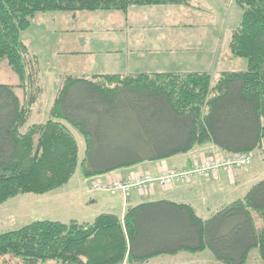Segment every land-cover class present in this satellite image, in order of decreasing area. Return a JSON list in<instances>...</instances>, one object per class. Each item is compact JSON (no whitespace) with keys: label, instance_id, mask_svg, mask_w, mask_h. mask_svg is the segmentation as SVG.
I'll use <instances>...</instances> for the list:
<instances>
[{"label":"trees","instance_id":"obj_1","mask_svg":"<svg viewBox=\"0 0 264 264\" xmlns=\"http://www.w3.org/2000/svg\"><path fill=\"white\" fill-rule=\"evenodd\" d=\"M195 0H0V61L18 86L0 84V205L20 195L64 189L80 165L85 178L187 154L213 145L225 156L262 149L264 141V0H236L233 58L246 71L136 75H69L46 123L24 130L42 94L36 57L22 33L41 13L122 12L134 7L192 6ZM24 93V99L18 91ZM138 119L136 134L119 129L122 113ZM71 128L87 143L82 161ZM210 250L224 264L264 260V179L247 195L200 218L189 204L145 203L123 218L93 223L38 221L0 234V264H145Z\"/></svg>","mask_w":264,"mask_h":264},{"label":"rangeland","instance_id":"obj_2","mask_svg":"<svg viewBox=\"0 0 264 264\" xmlns=\"http://www.w3.org/2000/svg\"><path fill=\"white\" fill-rule=\"evenodd\" d=\"M144 10H147L151 15L139 20L145 19L158 26L133 30L120 28L122 12L38 14L32 20L31 28L22 33V39L29 47L31 57H36L37 87L42 89V94L33 107L24 130L31 125L46 123L51 119V112L65 77L83 75L82 73L87 72L85 69L95 65L94 71L102 69L103 62L107 59V57L97 54L92 57H79L77 60H70L64 56H56L55 54L59 51L64 53L66 51H82L81 48L87 45L90 51H95V53L122 50L123 54H127L129 48L137 49L135 40H139L144 42L143 46H138L139 49H148L146 51L153 54L157 52V49H161L166 54L164 55L166 58L169 57L165 52L168 49L190 52L183 53L186 58L182 62L183 68L168 66L166 70L169 71L208 72L215 82L223 72L247 70V60L233 58L229 48L232 32L237 29L242 17V10L236 0H195L192 6H159L148 7ZM108 14H114L112 15L114 17H108ZM70 27H73L74 30L65 31V29H71ZM107 29L110 31L108 32ZM120 29L123 30L120 31ZM196 56H205L206 59L195 61L190 58ZM88 72L91 73L92 70ZM0 84L11 86L20 84L18 76L6 61H0ZM18 95L21 100L24 99L22 91L19 90ZM116 119L120 125L119 129L122 128V130L133 134L138 133L139 117L136 115L123 112ZM71 130L78 141L80 157L83 161L87 151L86 139L74 128ZM251 155L253 157L251 167L255 169V173L264 176V141L262 149L255 150ZM174 162L182 164L183 157L181 155L176 157ZM146 163L149 164L150 161ZM83 178L80 165L72 184H77ZM95 183H97L96 180L92 183L93 191H96L93 188ZM133 193L137 194V190H134ZM52 196V194L20 195L0 205V234L19 230L38 221L69 223L78 219L81 223H93L99 215L108 211L102 208L101 201L104 199L116 200L117 198L116 194L97 191L93 196L99 198L100 203L89 205L87 204L88 200L87 203L84 202L83 207L78 204V197L61 195L56 198ZM116 205L122 207L123 200ZM168 258L158 257L145 264H169L168 260L172 259ZM194 260L198 264H224L217 261L210 250H206ZM247 264H264L258 250L251 253Z\"/></svg>","mask_w":264,"mask_h":264},{"label":"crops","instance_id":"obj_3","mask_svg":"<svg viewBox=\"0 0 264 264\" xmlns=\"http://www.w3.org/2000/svg\"><path fill=\"white\" fill-rule=\"evenodd\" d=\"M148 7L141 8H132L128 13H123L122 22L120 23V28H129L131 30L136 28L153 27L158 26L153 22L148 20H139L145 18V16H150L147 12ZM152 11V10H150ZM152 13V12H150ZM114 14H108V17ZM120 18V16H117ZM125 17V18H124ZM151 18V17H149ZM148 22V23H145ZM65 31H73V27ZM123 29H120V31ZM109 32L110 30L107 29ZM114 31V30H113ZM75 43V42H73ZM86 44V42H85ZM144 42L135 40V48H129L127 54H123L122 50H107V51H90L87 45H84L82 51H63L57 52L55 55L60 57H65L66 59H79V57H92L94 55H103L107 59L103 62V68L97 71H94L96 65L85 69L83 75H74V76H85L92 77L94 75H136V74H156V73H195V71H181L174 72L166 70L168 66H184L183 59L185 54L190 53L184 52L181 50L168 49L165 52L169 55L168 58L164 57L166 55L163 50L157 49V52L153 54L143 49H139L138 46H143ZM88 48H87V47ZM29 48V47H28ZM151 51V50H150ZM54 55V56H55ZM104 58V59H105ZM195 61H202L206 59L205 56H196L190 57ZM189 59V60H192ZM171 61V62H170ZM186 62V61H185ZM92 70V72H88ZM199 72V71H196ZM208 73V72H207ZM89 74V75H88ZM180 155L174 156L161 161L150 162L149 164L144 162L133 167L123 168L116 171H113L109 174L102 175L94 178H83L78 181L77 184H72L73 180L66 186L64 189L50 193L52 197L62 196H72L78 197L77 200L80 206L84 207V202H88L89 205H98L100 202L99 198L93 196L97 191H93L92 183L96 181H102L103 183L112 180L118 182H129L136 176L143 174H150L153 177H159L164 171H186L190 170L195 166V164L200 163L206 159L213 158L215 156H225V153L218 150L213 145H208L201 148H196L193 151L182 154L183 163L178 164L174 162L175 158ZM255 169L250 167L247 170H234L226 171L221 170L217 173H209L207 176L192 178L190 181L186 182H174L171 186L166 189L156 187L154 190L148 193H141L137 191V194H134L133 191L128 195H117L116 200L113 199H104L101 201L102 208L107 209L106 213L102 214H113L123 218L128 208L136 207L145 203H154L160 201H171L174 203L189 204L191 205L197 215L204 219L208 220L214 214L222 210L224 207L243 199L249 190L256 185L258 182L264 179V176L258 175L255 173ZM74 179V178H73ZM139 193V194H138ZM123 200L122 207L116 205L119 201ZM75 202V201H74ZM101 214V215H102ZM100 216V215H99ZM78 222V219H75ZM205 252L190 254V253H180L176 256H164L169 257V264H198L195 262V257L202 255Z\"/></svg>","mask_w":264,"mask_h":264},{"label":"built area","instance_id":"obj_4","mask_svg":"<svg viewBox=\"0 0 264 264\" xmlns=\"http://www.w3.org/2000/svg\"><path fill=\"white\" fill-rule=\"evenodd\" d=\"M253 164V157L249 153L236 154L232 156H215L195 164L193 168L186 171H164L159 177L150 174L136 176L131 181L123 183L109 180L95 183L93 188L96 191L109 194L128 196L133 190L141 193H148L156 187L166 189L174 182H186L192 178L207 176L209 173H217L221 170H247Z\"/></svg>","mask_w":264,"mask_h":264}]
</instances>
